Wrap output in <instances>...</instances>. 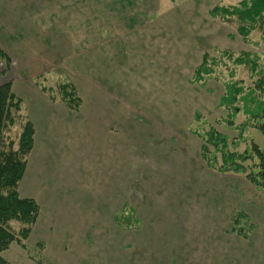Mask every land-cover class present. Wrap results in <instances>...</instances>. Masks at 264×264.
I'll use <instances>...</instances> for the list:
<instances>
[{
    "label": "rangeland",
    "instance_id": "1",
    "mask_svg": "<svg viewBox=\"0 0 264 264\" xmlns=\"http://www.w3.org/2000/svg\"><path fill=\"white\" fill-rule=\"evenodd\" d=\"M252 2L0 0L10 58L0 60V85L11 82L21 100L0 149L17 150L33 123L18 191L40 206L28 250L13 242L3 252L10 264H253L244 244L211 242L204 253L197 240L256 226L264 250V189L246 173L212 169L201 152L211 128L230 151L264 146L243 97L254 89L264 99L260 75L238 62L250 55L264 71V30L239 32L251 26L242 13ZM215 6L223 14L211 15ZM206 53L211 71L198 81ZM234 82L244 90L229 124L220 101ZM64 93L78 101L69 106ZM215 158L222 164V152ZM256 162H243L247 173Z\"/></svg>",
    "mask_w": 264,
    "mask_h": 264
},
{
    "label": "trees",
    "instance_id": "2",
    "mask_svg": "<svg viewBox=\"0 0 264 264\" xmlns=\"http://www.w3.org/2000/svg\"><path fill=\"white\" fill-rule=\"evenodd\" d=\"M242 4H247L243 1ZM227 14H230L226 10ZM211 15L223 14L219 6H215L210 12ZM226 14V15H227ZM225 15V14H224ZM242 18L251 22L249 29L241 27L239 32L246 36L250 30L260 27L264 30V0H253L252 6L246 9V13H242ZM258 23V24H257ZM209 54H204L203 62L196 70V78L202 80V74H208L211 71L208 62ZM5 59L10 64V58L5 51L0 49V60ZM239 63H249L252 70L259 73L260 79L256 82L257 89L264 92V71L259 69V62L251 59L250 55L238 58ZM244 86L236 82L227 85L226 93L221 97V106L231 110L228 112V123L233 124L234 118L239 112V106L236 105L238 97L242 94ZM255 90L251 89L249 98L244 97L245 111L256 119L255 128L264 135V99L259 100L254 95ZM68 97L67 103L71 106L72 102L78 101L72 93H64ZM249 102H254L255 106L250 107ZM21 109V100L18 99L12 91L11 82L0 85V147L3 142V134L16 123L15 113ZM230 113V114H229ZM243 124V123H242ZM246 124H244L245 126ZM241 126V127H244ZM240 127V126H239ZM243 130V129H241ZM205 144L201 147L202 156L212 169L218 171H232L238 173H246L247 179L257 187L264 189V146L260 147L257 143H253L252 147L246 148L243 153L230 151L228 149V136L221 134L214 128L206 134ZM35 128L31 121H27L23 125V131L20 136L19 148L17 150L11 148L9 151L0 149V264H10L4 257L3 252L10 248L13 242H17L24 249L28 250L25 240L29 236L32 225L37 221L40 213L38 202L29 197H21L18 186L22 180L27 166V156L31 152L34 144ZM213 146L214 150H211ZM222 152V164L219 166L216 162V152ZM212 153V155H211ZM248 159H256L255 167L250 173L246 172V166L243 164ZM238 216V217H237ZM233 218L235 223L240 224L246 215L242 212L237 213ZM17 221L22 224L21 229L15 232L11 228V222ZM247 224V220L245 222ZM252 226V224H249ZM233 225V226H234ZM236 227V226H234ZM232 227L233 231L243 236H248L245 228L239 226V230ZM39 264H45L43 260H38Z\"/></svg>",
    "mask_w": 264,
    "mask_h": 264
},
{
    "label": "crops",
    "instance_id": "3",
    "mask_svg": "<svg viewBox=\"0 0 264 264\" xmlns=\"http://www.w3.org/2000/svg\"><path fill=\"white\" fill-rule=\"evenodd\" d=\"M242 212H245L244 209H242ZM245 213H247V212H245ZM212 217L214 218V216H212ZM251 222H252V217H251ZM252 223L254 225H256L254 220H253ZM252 228H253L252 229V232H250L248 234V236H242V235L238 234L237 232H231V233L225 232L224 234H218V233H215L213 231H210V233L201 234V238H199L197 240L198 241L201 240L202 243L203 242L206 243V244L203 243V245L205 247L204 253L208 249L206 247H210L211 242H214L212 244V246H211L214 249H216V246L218 244H223L225 242H231L232 241L233 244L235 242L238 243V244H240V245L241 244H244L245 250H241V252H244L245 253L243 256H245L247 258L248 255H252L251 258L254 259L253 260V264H264V250H262V247H261V244H259V241L257 243V240H255V237L258 236V234H257L258 232L256 233V229H255L256 226L255 227H252ZM259 238H260V236H259ZM232 239H237V240L236 241H233ZM244 262H245L244 264H252L248 260L246 262V259L244 260Z\"/></svg>",
    "mask_w": 264,
    "mask_h": 264
}]
</instances>
